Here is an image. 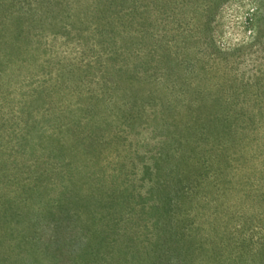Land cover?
I'll list each match as a JSON object with an SVG mask.
<instances>
[{
    "label": "rangeland",
    "instance_id": "374dc122",
    "mask_svg": "<svg viewBox=\"0 0 264 264\" xmlns=\"http://www.w3.org/2000/svg\"><path fill=\"white\" fill-rule=\"evenodd\" d=\"M108 1L0 0V264H264V0Z\"/></svg>",
    "mask_w": 264,
    "mask_h": 264
},
{
    "label": "trees",
    "instance_id": "16d2710c",
    "mask_svg": "<svg viewBox=\"0 0 264 264\" xmlns=\"http://www.w3.org/2000/svg\"><path fill=\"white\" fill-rule=\"evenodd\" d=\"M95 1V5H96V3L97 2H99V1H101V0H94ZM108 3H109V5H113L114 3H113V0H111V1H108ZM100 6V5H99ZM100 22L102 21V20H106V22H107V24L106 25H108L109 24V19L105 16V17H101L100 16ZM114 20V19H113ZM112 20V21H113Z\"/></svg>",
    "mask_w": 264,
    "mask_h": 264
}]
</instances>
